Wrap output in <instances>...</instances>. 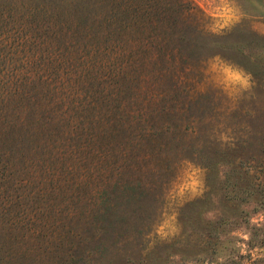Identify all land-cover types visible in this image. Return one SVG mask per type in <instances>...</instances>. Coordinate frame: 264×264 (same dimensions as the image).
Returning a JSON list of instances; mask_svg holds the SVG:
<instances>
[{
    "label": "rangeland",
    "instance_id": "obj_1",
    "mask_svg": "<svg viewBox=\"0 0 264 264\" xmlns=\"http://www.w3.org/2000/svg\"><path fill=\"white\" fill-rule=\"evenodd\" d=\"M195 1L207 14L206 46L126 67L125 79L107 74L117 58L96 55L93 87L120 84L124 95L118 113L98 103L90 136L69 133L52 147L0 135V264L264 257V0ZM30 33L5 36L21 60L4 69L46 66L51 48ZM103 202L118 218L92 237Z\"/></svg>",
    "mask_w": 264,
    "mask_h": 264
},
{
    "label": "trees",
    "instance_id": "obj_2",
    "mask_svg": "<svg viewBox=\"0 0 264 264\" xmlns=\"http://www.w3.org/2000/svg\"><path fill=\"white\" fill-rule=\"evenodd\" d=\"M206 17L195 0H0V135L10 146L40 140L52 147L69 133L78 139L85 132L90 136L100 128L94 123L98 103L118 113L124 95L120 84L104 93L93 87L90 68L96 55L117 58V71L110 68L107 74L125 79L126 67L154 64L159 55L184 47L206 46ZM12 29L47 40L51 49L43 69H4L21 60L5 50ZM218 50L223 51L212 53L242 62L241 54ZM111 209L110 203L98 205L92 237L113 226L118 217ZM252 263L264 264V257Z\"/></svg>",
    "mask_w": 264,
    "mask_h": 264
}]
</instances>
